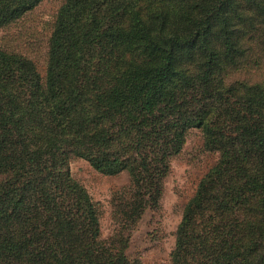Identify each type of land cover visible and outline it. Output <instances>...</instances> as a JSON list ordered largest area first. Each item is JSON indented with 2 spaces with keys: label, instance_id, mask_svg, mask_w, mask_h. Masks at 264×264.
<instances>
[{
  "label": "trees",
  "instance_id": "1",
  "mask_svg": "<svg viewBox=\"0 0 264 264\" xmlns=\"http://www.w3.org/2000/svg\"><path fill=\"white\" fill-rule=\"evenodd\" d=\"M43 0H0V27ZM35 61L0 46V264H143L188 129L216 162L184 205L172 264H264V0H60ZM74 158L128 174L97 202Z\"/></svg>",
  "mask_w": 264,
  "mask_h": 264
},
{
  "label": "rangeland",
  "instance_id": "2",
  "mask_svg": "<svg viewBox=\"0 0 264 264\" xmlns=\"http://www.w3.org/2000/svg\"><path fill=\"white\" fill-rule=\"evenodd\" d=\"M59 3L60 0H43L22 18L0 27V46L31 57L41 75H44L47 39ZM217 158V152L204 148L201 130L188 129L182 150L171 160L159 207L147 208L131 230L127 248L130 256H138L143 264H172L170 252L184 205ZM70 171L97 202L102 236H108L112 229L111 194L128 182V174L104 175L81 158L71 160Z\"/></svg>",
  "mask_w": 264,
  "mask_h": 264
}]
</instances>
